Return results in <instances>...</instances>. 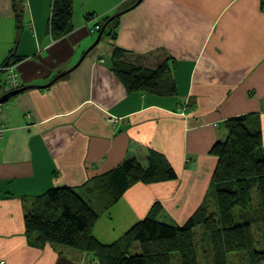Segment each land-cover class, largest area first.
<instances>
[{"label": "crops", "instance_id": "crops-1", "mask_svg": "<svg viewBox=\"0 0 264 264\" xmlns=\"http://www.w3.org/2000/svg\"><path fill=\"white\" fill-rule=\"evenodd\" d=\"M135 1L73 0L72 30L56 39L51 0H0V66L13 50L9 64L31 87L0 104L1 264H98L27 232L25 214L49 188L92 202L93 235L110 244L155 203L159 219L182 225L212 196L210 150L228 119L245 117L264 148V0ZM116 14L109 38L102 32L93 45L90 29ZM115 47L149 65L170 57L177 93L128 92L111 69ZM131 157L144 166L160 157L176 177L137 182L105 209L107 199L87 189Z\"/></svg>", "mask_w": 264, "mask_h": 264}, {"label": "trees", "instance_id": "trees-1", "mask_svg": "<svg viewBox=\"0 0 264 264\" xmlns=\"http://www.w3.org/2000/svg\"><path fill=\"white\" fill-rule=\"evenodd\" d=\"M51 2L49 31L57 39L72 30L73 0ZM17 8L15 16L19 30L20 10ZM119 16H104L98 21L102 24L99 31L111 17L114 20ZM127 55L123 49L115 47L110 60L112 71L128 92L170 96L177 93L170 75V57L156 65H143ZM13 56V50L9 51L2 65L9 64ZM226 126L225 139L218 140L210 150V154L217 157L211 178L212 196H209L215 200L216 212L209 210L207 200L184 224L178 225L159 219L161 208L155 206L120 239L103 244L93 235L99 218L93 203L71 187H52L36 196L27 210V232H34L39 244L52 243L86 251L97 259L98 264H172V254L176 253L179 264H200L195 239L196 230L200 229L213 248V262L223 264L224 256L218 254L243 251L250 264H264V249L256 246L257 240L253 236L256 222L264 229L262 136L260 132L251 131L242 116L228 119ZM175 177L174 170L160 157L154 162L150 160L146 166L131 157L94 179L87 190L89 195L105 197L107 200L103 205L107 209L137 182ZM253 186L259 195L256 206L251 196Z\"/></svg>", "mask_w": 264, "mask_h": 264}, {"label": "rangeland", "instance_id": "rangeland-1", "mask_svg": "<svg viewBox=\"0 0 264 264\" xmlns=\"http://www.w3.org/2000/svg\"><path fill=\"white\" fill-rule=\"evenodd\" d=\"M136 2H137V0L135 1V3ZM130 6H128V7H130ZM132 10H130V11H132ZM128 12H126V13H128ZM117 21H118V18H115L114 20H112L111 22H109L107 24V26L103 32V39L106 40L109 38L108 34L110 33L111 28L114 25L113 23L116 24ZM95 35H97V32L95 33ZM96 37L93 41L96 40ZM110 41H113V40L111 39ZM149 63H150V61L148 62L147 60H143L141 62V64H143V65H149ZM1 67H2V65H1ZM1 75H2V78H4L6 76V73L3 72ZM251 196H252L253 205L256 206L259 203V195H258V192L256 191L255 186H253L251 188ZM214 201L215 200L211 199L210 197L208 198L207 204H208L209 210L211 212H216V204L214 207L211 206V203L213 204ZM94 206L96 207V203H94ZM155 206L157 207L159 205H157L155 203L153 207H155ZM253 236L257 240L256 246L264 249V229H263V226L261 224H259L258 222H256L253 225ZM195 239H196V244H197V249H198V261L200 262V264H218L217 261H215V262L212 261V259L214 257L213 248H212L207 236H204V234H202V231H200V229L196 230ZM215 251H217L219 253V251L217 249ZM218 255L222 256V257L224 256L223 257L224 258L223 264H225V263L226 264H250L248 261L247 255L243 251L233 252V253H224V254H218ZM179 263H180L179 262V255L177 253L172 254V264H179Z\"/></svg>", "mask_w": 264, "mask_h": 264}, {"label": "built area", "instance_id": "built-area-1", "mask_svg": "<svg viewBox=\"0 0 264 264\" xmlns=\"http://www.w3.org/2000/svg\"><path fill=\"white\" fill-rule=\"evenodd\" d=\"M96 28L98 27L96 26ZM0 72L6 73V76L3 78V86L6 92L13 91L21 86L18 73H15L14 67L12 65H2V67L0 66ZM0 113H1V107H0ZM3 134H4V127L2 125V121L0 118V139L3 137Z\"/></svg>", "mask_w": 264, "mask_h": 264}, {"label": "water", "instance_id": "water-1", "mask_svg": "<svg viewBox=\"0 0 264 264\" xmlns=\"http://www.w3.org/2000/svg\"><path fill=\"white\" fill-rule=\"evenodd\" d=\"M138 2H139V1H138ZM138 2H137V3H138ZM137 3H136V4H137ZM110 20H112V17L107 21V23H108ZM102 32H103V30L98 34V36H97L95 42L93 43V45H95V44L98 43V41L100 40V37H101V35H102ZM62 75H64V73L58 75L55 79L59 78V77L62 76ZM28 88H31V87H30V86H23V87H21V88H19V89H15V90H13V91H10V92L5 93L4 95H2V96L0 97V104L3 103L4 101H6L9 97H12V96H14V95H17V94H19L20 92H22V91H24V90H26V89H28Z\"/></svg>", "mask_w": 264, "mask_h": 264}, {"label": "bare ground", "instance_id": "bare-ground-1", "mask_svg": "<svg viewBox=\"0 0 264 264\" xmlns=\"http://www.w3.org/2000/svg\"><path fill=\"white\" fill-rule=\"evenodd\" d=\"M106 25H107V22L105 23V25L102 27V30L104 31V28L106 27ZM96 26L98 27V28H96ZM101 26H102V24L100 23V22H97V23H95L94 24V26L90 29V31L91 32H94V31H99V29L101 28ZM101 31H99L98 33H100ZM7 65H11V64H7ZM13 66V65H12ZM21 87V86H20ZM19 87V88H20ZM19 88H17V89H19Z\"/></svg>", "mask_w": 264, "mask_h": 264}]
</instances>
